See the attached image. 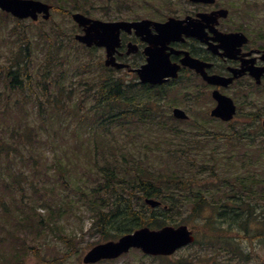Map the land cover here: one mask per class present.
<instances>
[{"label": "rangeland", "instance_id": "rangeland-1", "mask_svg": "<svg viewBox=\"0 0 264 264\" xmlns=\"http://www.w3.org/2000/svg\"><path fill=\"white\" fill-rule=\"evenodd\" d=\"M186 1L128 0L127 8L121 9L127 16L136 10L153 13L149 17L161 21L167 14H179L182 7L186 8ZM218 2L232 10L230 19L234 26L251 22L264 32V0ZM112 11L113 8H94L91 16L105 20L123 18L103 15ZM54 30L60 31L62 42L56 41L58 37ZM76 32L79 28L71 17L59 11L51 10L47 21L34 23L29 19H16L0 10V110L5 112H0L3 114L0 122L4 127L11 126L32 135L31 144L23 149L24 160L22 156L16 160L11 155L17 173L11 177L12 181L7 180V171L0 179V264H83L82 257L88 249L107 240L93 224L96 213L87 197L91 187L101 180L100 166L107 163L111 167L118 166L127 178L129 171L123 167L127 163L122 158L125 154L129 163L135 160V163L158 168L168 159L178 167L180 160L175 156L170 158L164 148L182 139L170 140L169 132L189 134L186 138L195 149L191 156L208 165V171L202 174L199 183L204 195L208 193L203 219L186 214L191 209L189 203L175 210L181 217L187 216V225L194 231L197 241L170 257L146 256L140 250L132 249L119 258L95 264H174L172 261L178 257L190 264H264V236H258L262 226L254 222V218L264 221V201H257V193L261 194L264 189V130L261 127L264 89L243 91L242 94L235 88L229 89L227 94L238 105L237 114L229 123L209 116V110L214 106L211 90L199 88L196 82L188 79L164 87L167 94L158 102V111L165 128L157 125L154 119H138L140 122L134 119L136 117L131 120L126 116L107 119L106 110H100L94 104V96H86L82 91L92 92L95 85L109 75L120 76L128 84H135L127 78L125 71L104 67L102 48L87 49L74 39L68 41V36ZM19 52H22L20 59L24 64L28 63L27 69L33 74V83L38 84L34 91L39 93L37 97L45 105H41L46 108L45 118L38 115L34 93L30 98V93H8L6 89L5 72ZM48 60L53 66L47 67ZM56 81L66 90H59ZM42 83L48 85L49 96L41 92ZM70 89L72 94L69 95ZM16 99L21 104L15 106ZM6 100L8 110H4ZM174 105L186 110L190 121H175L171 116ZM58 106L64 108L60 110ZM248 132V136L243 134ZM0 133L6 139L15 136ZM6 161L11 162L8 157L1 158V170ZM58 163L66 164L63 171L58 169ZM211 166L214 173L210 175ZM18 171L21 172L18 174ZM236 178L244 181L248 178L250 182H237ZM63 179L69 180V185ZM15 181L20 185L16 186ZM242 189L244 195L250 197L253 209L257 210L255 215L262 212L258 217L253 213L247 232L240 225L220 223L221 217H217L216 210L222 200L232 197L234 192L239 194ZM193 190L198 189L195 186ZM123 196L127 197V193ZM105 197L109 202L115 200ZM143 197L134 195L138 209L140 203H144ZM143 210L146 212L147 208L143 207ZM19 216L25 219V228L17 226ZM204 219L210 220L217 235L207 224L202 226ZM13 230H16L15 236L10 234ZM117 235L111 231L108 239L117 238ZM225 239L228 244L231 239L238 249L233 250Z\"/></svg>", "mask_w": 264, "mask_h": 264}, {"label": "trees", "instance_id": "trees-1", "mask_svg": "<svg viewBox=\"0 0 264 264\" xmlns=\"http://www.w3.org/2000/svg\"><path fill=\"white\" fill-rule=\"evenodd\" d=\"M44 1L52 4L54 11H59L66 15H70L71 11H80L86 15H91L93 14L94 8H113L114 11L103 13L104 16L105 14L113 15L108 17L122 16L126 19H137L141 18V16L149 17L153 15V13H147V15L145 14L146 12L143 13L140 10L132 11V14L129 16L124 15L121 8H127L128 0ZM136 1L139 2L140 0ZM54 34L58 37L56 41L62 42L63 38L60 35V31L54 30ZM47 37L48 39H51L49 35ZM67 39L68 41H72V35H69ZM21 55L22 52H19L13 57L10 67H8L5 72L6 89L8 90V93H30L28 95L30 98H32V93H34V99L38 101L37 106H39L38 115L41 118H45V105L42 103L41 99L37 97L39 96V93L34 91V88L37 87L38 84H36V82L33 83V74L31 75L29 69H27L28 63L26 65L20 59ZM50 66L53 65L50 64L48 60L47 67ZM47 70L48 72L50 71L48 68ZM65 78H68V76ZM55 86L61 91L66 90L59 81L55 82ZM41 89V92L44 91L46 95L49 96V93L47 94V90L49 89L48 85L42 83ZM71 90L72 89L68 90L69 95L72 94L70 92ZM44 92L43 95L45 94ZM82 92L86 96H94V104L98 109L106 110L107 115L105 118L107 119L125 116L127 119H133V117H136L134 119H136L137 122L154 119L157 125H161L165 128V122L159 120L160 115L157 110V105L159 106L158 102L164 100L167 94L164 87L149 88L146 86H140L135 88V86L127 84L126 79H123L120 76L113 77L109 75L100 80V82L95 85L92 92ZM7 100L4 105V110H8L9 108ZM14 103L15 106L21 104L17 99L14 100ZM1 108L2 105L0 103V109ZM62 108L64 107H59L60 110ZM49 110L50 108L48 109V112ZM0 112H3V110H0ZM4 113L5 112H3V114ZM3 114L0 115V118ZM138 119L140 121H138ZM0 131L12 135L15 134L11 139H6L4 136H0V162L2 157H8L11 161L5 162L3 165L4 169L1 170L0 168V179L3 178V175H5V172L7 171V180L12 181L11 177L15 176L17 173L14 171L15 168L12 164L13 158H11V155H13L16 160H19L22 156V159L24 160L25 156L23 149L31 144L30 141L32 135L30 132H23L21 129H13L11 126L8 128L7 126L4 127L1 125V122ZM169 133L170 140L182 139L181 141H175L174 144L167 143L169 147L164 148V151L167 152V155L170 158L174 159L175 156L180 160L178 167L173 165L168 159L164 165L161 164V167L158 168H152L148 164L142 165L141 163H135V160H131L129 163L125 154H122V158L128 165V167H126L127 165H123L127 172L129 171V177L127 178L121 173V168L118 166L111 167L109 166L110 163L100 166L101 180L98 185L96 184L97 186L95 185L91 187L89 190V196L87 195V197H90L89 202L91 204V209L96 213V218L93 224L97 226V230L104 239H108V235L111 231L122 235L143 226L157 229L167 224L175 226L188 224V220L186 219L187 216L181 217L180 214L175 211L186 206L187 203L190 204L191 209L186 211V214H191L193 217L198 216L203 219L202 213L207 202L206 200H208V193L204 195L205 192L200 190L202 187H199V183L202 181V174L205 171H208V165H204L203 161L200 162L198 159L191 156V152L195 151V149L192 148L190 140L186 138L189 134L185 135L182 132ZM243 134L248 136L249 132ZM26 143L28 145H26ZM19 153L20 155L18 156ZM108 161L109 160H106V162ZM115 162H118V160H115ZM58 166V169L63 171L66 164L58 163ZM10 167L13 168L12 171H10ZM213 170L214 167L211 166L209 172L210 175L214 173ZM1 171L4 173L2 174ZM20 172L21 171H18V174ZM236 180L241 183L250 182L248 178H246L245 181L244 179L239 180L237 178ZM63 182L69 185V180L63 179ZM15 185L19 186L20 184L15 181ZM195 186L198 190H193ZM124 193H127V197L123 196ZM139 194L144 197L156 198L161 202V205L156 208H149L144 203H140L138 209V202L135 200L136 198H134V195ZM252 194H255V191H252ZM105 195L110 196L109 199L115 198V200L109 202ZM249 198L250 197L247 195H244V190L242 189L241 192L239 191V194L234 192L232 197L222 200V202L217 205L216 209L218 210L217 217H221L219 222L227 223L229 226L232 224H236L237 226L240 225L239 227L247 232L249 230L248 222L253 213L255 215L257 211L253 209V204ZM257 198V201H264V189L261 194L257 193ZM143 207L147 208L146 212L143 210ZM261 213L262 212L255 216L258 217ZM16 219V223H18L17 226L26 227V221L23 217L19 216ZM254 220L257 226H264L263 220L259 221L258 218H254ZM207 221L208 220L204 219L202 226H206L207 224L210 230L217 235L218 232L216 229L212 228L209 224L210 220ZM262 227H260L261 234L258 236H264V228ZM15 233L16 230L10 232L13 236H15ZM229 240L230 247H233V250L236 251L238 249L237 244L232 243L231 239ZM195 241H197V239ZM225 243L229 245L226 239ZM181 259L182 258L178 257L172 262L174 264H190L187 261L183 262Z\"/></svg>", "mask_w": 264, "mask_h": 264}, {"label": "water", "instance_id": "water-1", "mask_svg": "<svg viewBox=\"0 0 264 264\" xmlns=\"http://www.w3.org/2000/svg\"><path fill=\"white\" fill-rule=\"evenodd\" d=\"M195 2L213 3L214 0H190ZM51 5L41 0H0V9L13 16L23 19L31 18L36 20L38 14L44 19L50 16ZM227 10L221 9L214 13L221 16L226 14ZM74 21L83 27V33H77L74 38L87 47L102 46L106 50L105 66H111L116 69L127 68V63L116 60L115 53L121 45L120 32H129L133 28L135 33L141 39L148 41L151 46L145 47L147 55V63L136 72L142 82L163 83L169 77L176 76V67L171 64L168 54L164 52V44L174 40L176 35L182 32L195 35L202 39L200 27L197 24H188L189 31H186L180 23L183 21L173 17H169L164 22H157L150 19H140L134 21L116 20L103 21L96 18L88 17L80 12L72 14ZM210 18V16H209ZM215 17L211 18L214 22ZM153 24L156 34L149 33V25ZM233 35V34H232ZM228 37L224 36L223 38ZM162 46L158 47L157 45ZM129 49L132 52L135 46ZM127 53V49H126ZM190 67L201 72V64L194 59L189 58L186 62ZM204 78L211 84L226 85L230 79H225L219 75L207 76ZM212 97L216 100V105L211 109V116L221 118L222 120H230L235 114V105L232 99L217 90L212 91ZM172 114L176 118L187 119L188 115L180 108H173ZM264 128V120L262 121ZM146 203L155 207L159 204L158 200L146 198ZM194 241V235L187 225H165L159 229H150L149 227H141L133 232L127 233L119 237L117 240H111L93 246L86 252L83 257V263H94L101 259H110L128 252L130 248H140L144 253L151 255H171L178 248L183 247Z\"/></svg>", "mask_w": 264, "mask_h": 264}, {"label": "flooded vegetation", "instance_id": "flooded-vegetation-1", "mask_svg": "<svg viewBox=\"0 0 264 264\" xmlns=\"http://www.w3.org/2000/svg\"><path fill=\"white\" fill-rule=\"evenodd\" d=\"M184 7L181 8L179 14L173 17L181 21L185 20L182 26L185 27L186 31H189L187 30L189 28L188 21L197 24L200 27L202 39L182 32L176 35L174 40L164 44L165 53L168 54L169 60L177 68V76L162 85H170L188 79L192 83L196 82L199 88H209L211 91L218 89L226 95H229L227 94L229 89L234 88L241 94L243 91L264 88V32L261 33L259 27L251 22H243L242 25L236 24L234 26L230 19L232 10L221 5L218 0H215L213 4L186 1V8L184 9ZM222 8L227 9L228 13L225 17L217 18L216 30L225 35L238 33L234 39L230 35L223 38L224 41L218 40L217 32L212 31L211 20L206 18V16H211L213 11ZM149 33L156 34L153 24L149 25ZM123 42L124 46L121 45L119 49L121 53L117 54L116 58L127 62V78L133 81L136 86H157V84L141 82L136 72L147 62V55L144 50L151 44L141 39L134 30L127 32ZM126 43L127 55L125 54ZM132 45L135 46V50L128 52L129 49L133 48ZM157 46L162 45L158 44ZM186 56L201 62L202 72L229 78L230 83L226 86L209 84L201 72H197L183 63ZM259 72L261 73L259 74Z\"/></svg>", "mask_w": 264, "mask_h": 264}]
</instances>
